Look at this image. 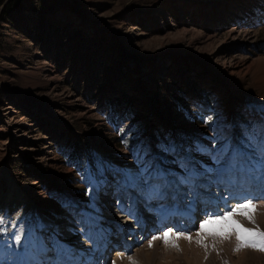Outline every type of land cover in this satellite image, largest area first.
<instances>
[{
  "label": "rangeland",
  "instance_id": "1",
  "mask_svg": "<svg viewBox=\"0 0 264 264\" xmlns=\"http://www.w3.org/2000/svg\"><path fill=\"white\" fill-rule=\"evenodd\" d=\"M8 1H0V264H20L13 263L17 248L24 231L41 220L39 211L38 229L54 246L47 251L56 255L52 264L69 257L67 246L95 258L100 252L91 239L105 228L124 229L126 236L106 232L99 239L111 236L105 264H264V251L235 250V231L225 240L200 230L202 222L250 201L253 219H233L264 232V0H22L13 17H3ZM226 167L251 176L241 183L213 180L207 191V176ZM195 171L203 179H194ZM248 178L257 182V197L236 198L240 192L232 189ZM166 179L169 192L177 182L191 187L188 196L174 199L183 218L193 198L203 201L195 213L201 206L206 213L193 222L188 214L162 221L159 215L170 207L163 199L146 213L138 206L117 220L107 210L108 204L117 209V203L143 201ZM13 185L29 197L5 210ZM199 190L226 194L204 201ZM209 198L220 200V210ZM58 209L72 217L67 231L58 229ZM146 214L145 227L127 236L135 215ZM176 219L179 226L172 224ZM169 231L181 235L176 248L154 239ZM115 237L125 245L112 247ZM114 250L120 253L115 259Z\"/></svg>",
  "mask_w": 264,
  "mask_h": 264
},
{
  "label": "bare ground",
  "instance_id": "2",
  "mask_svg": "<svg viewBox=\"0 0 264 264\" xmlns=\"http://www.w3.org/2000/svg\"><path fill=\"white\" fill-rule=\"evenodd\" d=\"M2 169H3V171L5 172V167L3 166L2 167ZM5 176L7 177V181H9V184H10V174L6 171V174H5ZM1 180H3V178H1L0 179V185L2 184V182H1ZM170 182H171V180L169 179V180H165V182H164V184L162 185V186H160L159 188H160V190L158 191V192H152L151 194H149L147 197L145 196H143L142 195V198L144 199L143 201H140L139 199H136V198H134L133 200H132V203H129L128 205L127 204H123V203H117V209H114L113 208V206H111L110 204H108L107 205V210H109V212H112V213H114V214H118V216L115 218L116 220L117 219H119V218H123V217H126L127 215H130L131 213H133V212H135V210L138 208V206H140V205H146V208L145 209H147V210H149L150 209V207H152L153 205H155V204H157V201L159 200V199H163V200H170L171 198H169V197H167L168 195H166V194H169V195H171V193H174V191L176 192V191H178L177 193H174V195L175 196H177V194H183V195H186V196H188L187 194L188 193H185L184 191H188L189 192V190L191 189V187H184V185L183 184H180V183H176V187L174 188V191H172V192H169V185H170ZM205 182V186L207 187V185L209 184V183H212L211 181H208V180H206V181H204ZM216 182V181H215ZM218 182V181H217ZM222 183H223V181H222ZM228 184H230V183H228ZM255 184H257V182H254V181H252L251 179L249 180V178H248V181L246 182V184H236V189H237V192H239L240 190H244V189H246V190H252V193H251V195H249L248 193H245L244 195H242V194H240V195H237V197H239V196H252L253 195V192L257 189V187H255L256 185ZM104 187H106V184L105 185H103ZM218 186V185H217ZM243 186H246V187H243ZM263 186V190H264V184L262 185ZM12 187V188H11ZM10 187V189H12L13 191L12 192H6L5 193V195H8L9 194V197H7V196H5V200H4V208L3 209H5V210H10V209H15V208H17L18 207V205H20L21 203H22V200L24 201V200H26V199H28L26 196H28L27 195V193L25 192V191H21L17 186H11ZM101 187V185H98V188H100ZM219 187L221 188V186L219 185ZM225 187V186H224ZM195 188V187H194ZM226 188L228 189L229 187H227L226 186ZM235 188H233L232 190H234ZM97 189L95 188V190L94 191H96ZM127 190V189H126ZM126 190H124V191H126ZM123 191V192H124ZM206 193V194H210V195H214V194H216V193H218V192H206V190L205 191H203V190H199V193H200V195L202 194V193ZM164 193H166V194H164ZM14 194V195H13ZM161 195V196H160ZM264 194L262 193V194H260L259 196H263ZM24 196V197H23ZM135 196H137V194H135ZM201 196H203V195H201ZM255 196V195H254ZM29 197V196H28ZM213 197V196H212ZM255 197H257V193H256V196ZM202 199V198H201ZM210 199V202L211 203H213V206H218V203H219V201L220 200H216V201H214V199H212V198H209ZM102 200V199H101ZM101 200L99 201V202H101ZM104 201H106V200H103V202ZM171 201V200H170ZM145 202V203H144ZM3 203V202H2ZM111 203V202H110ZM101 204V203H100ZM161 204V203H160ZM127 206L128 207V212H127V214H123L121 211H120V208H122L123 206ZM170 205H171V209L173 210V208H174V206H175V204L173 203V202H171L170 203ZM37 207L38 206V204H37V202H36V200H34V202L31 204V207L32 208H34V207ZM75 208V207H74ZM203 208H205V206H202V210L199 212V213H205V211H206V209H204L203 210ZM2 209V210H3ZM111 209H113V210H111ZM153 209H155V208H153ZM171 209H170V211L168 210V211H166L165 212V214L164 215H159V216H161V220L163 221V219L164 218H166L167 217V215H170V214H172V217H171V219L172 218H174V216L176 215V214H174L173 213V211H171ZM217 209V208H216ZM70 211V210H69ZM130 211H132V212H130ZM64 212H68L67 211V209H66V211H64ZM148 212V211H147ZM5 213V212H4ZM55 213L58 215L57 217H59L58 218V223H60L59 224V228L58 229H61V230H64V231H67V229L70 227L69 225L70 224H68V223H70L71 222V218L72 217H69V215L68 216H65V215H63V212H61V210L60 209H58V210H56L55 211ZM73 214V212H70V214ZM111 213V214H112ZM139 212H137L136 214H138ZM39 214H40V221L35 225V228H30V227H32V226H30V227H28V230H25L24 232L25 233H23V237L21 238L22 239V241H23V243L22 244H20L19 246H18V248H17V251H16V255H19V257L18 258H16V259H14L13 261V263H18L19 261H20V264H48L50 261H52V258H54L55 257V254H50V253H48L47 251L50 249L49 247H47V244H48V241L47 240H49L45 235V233L44 232H41L40 230L41 229H38V226L40 225V223H41V221H42V219H43V217H41V211H39ZM178 215H180V214H178ZM195 215H198V213H195V210H194V204H192L191 205V212L187 215L188 216V218L190 219V221H192V218L193 217H195ZM53 216H54V214L53 215H51L50 216V218H53ZM70 216H73V215H70ZM147 217H150L148 214H146V216L145 217H142V218H138V216L137 215H135V217H134V219L132 220V221H130V223H132V225L130 226V231L128 232V236H130V234H134V231L136 230H138V231H141L144 227H145V224L147 223V221H146V218ZM31 219H33V220H35V218L33 217V218H31ZM169 219V218H168ZM55 220V219H54ZM81 222H83V220H81ZM112 223H114V222H116V221H111ZM176 221H174V223H175ZM57 223V222H56ZM56 224H54V226H55ZM125 226H127L126 225V223H125ZM136 226V227H135ZM51 227H53V226H51ZM84 227V226H83ZM111 226H108V229L110 228ZM157 227H159V226H157V222L156 223H154L153 225H152V228H157ZM120 229H122V228H120ZM114 230V232L116 231L115 229H113ZM112 230V231H113ZM23 230H21V232H22ZM60 231V230H59ZM145 231V230H144ZM157 231V230H156ZM108 232V231H107ZM123 232H124V229H122V233L120 234V236H123ZM144 233H146V232H144ZM148 234V233H147ZM150 234V233H149ZM35 235V236H34ZM106 235H107V233H106ZM135 235V234H134ZM32 236V237H31ZM36 236H37V239H38V241L39 240H41L40 241V244L42 243V247H41V250L39 251L38 249H37V239H36ZM99 237V239H102L103 238V236H102V238L100 237V236H98ZM111 237V236H110ZM110 237L108 236V240L110 239ZM105 238V237H104ZM128 239V238H127ZM126 239V240H127ZM132 239V238H131ZM120 240H125V239H123L122 237H121V239ZM50 241V240H49ZM103 241H104V239H103ZM107 241V240H106ZM116 241H117V239H116ZM83 242V241H82ZM81 242V243H82ZM99 242V241H98ZM81 243H80V245H81ZM116 243H119V242H116ZM43 244H46V247L44 248V246H43ZM103 244L104 243H102V241H101V243H100V247H101V251H100V254H102V253H106V251H104L103 250ZM125 244V243H124ZM73 248V247H72ZM39 252V253H38ZM68 255H69V257H67L66 259H65V261L63 262L64 264H84L85 262H87V261H89V260H87V256L85 257V255H83V254H81V252L80 251H68V253H67ZM114 256H113V258L115 259V258H117L118 257V255L120 254H118L117 252H116V250H114ZM101 261L102 262H104L105 261V258H103L102 257V259H101Z\"/></svg>",
  "mask_w": 264,
  "mask_h": 264
},
{
  "label": "snow or ice",
  "instance_id": "3",
  "mask_svg": "<svg viewBox=\"0 0 264 264\" xmlns=\"http://www.w3.org/2000/svg\"><path fill=\"white\" fill-rule=\"evenodd\" d=\"M251 139V138H250ZM262 150H264V141L261 142ZM255 212V205L250 201L239 205L231 212L225 214L222 218L209 219L200 224V230L202 233L220 237L221 239H229L233 231H235L236 239L238 241L236 251L243 248H254L260 251H264V232L249 229L243 227L238 221L233 219L235 215L245 216L248 220L253 219V213ZM186 240L191 241V236H184ZM154 239H162L166 245H170L173 248L178 247L177 240L181 239V235L177 234L175 238L169 232H165L162 237H155ZM17 243L20 241V237H16ZM203 244V238L198 241ZM151 247V244L149 245ZM206 247V245H205Z\"/></svg>",
  "mask_w": 264,
  "mask_h": 264
},
{
  "label": "trees",
  "instance_id": "4",
  "mask_svg": "<svg viewBox=\"0 0 264 264\" xmlns=\"http://www.w3.org/2000/svg\"><path fill=\"white\" fill-rule=\"evenodd\" d=\"M1 1V0H0ZM22 0H9L3 7L2 9V13L1 16L5 17V16H9V17H13L11 15H14V13H12L13 10H17V9H12L15 7V4H21ZM18 6V5H17ZM32 9H34V7H32ZM44 18V16H42ZM43 18H41V21L43 20ZM110 120H114L113 115H111L110 113Z\"/></svg>",
  "mask_w": 264,
  "mask_h": 264
}]
</instances>
